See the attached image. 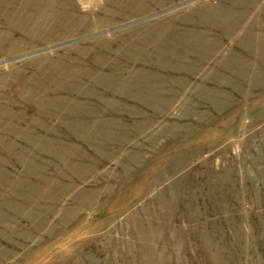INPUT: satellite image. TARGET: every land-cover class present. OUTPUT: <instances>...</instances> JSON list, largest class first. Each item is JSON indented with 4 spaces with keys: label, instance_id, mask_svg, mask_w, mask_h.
<instances>
[{
    "label": "rangeland",
    "instance_id": "rangeland-1",
    "mask_svg": "<svg viewBox=\"0 0 264 264\" xmlns=\"http://www.w3.org/2000/svg\"><path fill=\"white\" fill-rule=\"evenodd\" d=\"M0 264H264V0H0Z\"/></svg>",
    "mask_w": 264,
    "mask_h": 264
}]
</instances>
